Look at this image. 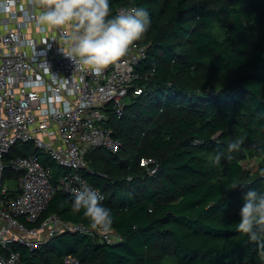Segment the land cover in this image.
Masks as SVG:
<instances>
[{
    "label": "trees",
    "instance_id": "16d2710c",
    "mask_svg": "<svg viewBox=\"0 0 264 264\" xmlns=\"http://www.w3.org/2000/svg\"><path fill=\"white\" fill-rule=\"evenodd\" d=\"M119 5L149 14L137 41L146 45L134 82L142 92L129 95L120 117L108 110L105 126L120 147L90 149L83 174L104 194L121 238L70 231L15 249L24 264H56L65 254L78 264H256L264 248L236 225L246 192L264 194V0H110L113 15ZM238 138L239 150L228 153ZM217 152L224 156L214 164ZM31 153L51 183L65 172L31 142L15 144L2 157L4 199L18 194L10 159ZM141 157L154 163L142 166ZM252 159L257 165L246 168ZM74 199L56 191L40 217L90 226L83 210L72 211Z\"/></svg>",
    "mask_w": 264,
    "mask_h": 264
},
{
    "label": "built area",
    "instance_id": "2783aa9c",
    "mask_svg": "<svg viewBox=\"0 0 264 264\" xmlns=\"http://www.w3.org/2000/svg\"><path fill=\"white\" fill-rule=\"evenodd\" d=\"M22 3L14 0L8 11L0 10V173L3 155L26 142L66 170L51 183L49 169L36 153L10 159L18 172V194L4 199L6 189L0 186V264H24L16 245L32 251L62 232L96 235L106 243L120 240L113 227L101 234L54 212L40 216L58 190L75 198L72 189L87 184L104 199L84 177V170L90 171L87 153L95 147L118 151L120 141L105 126L108 110L120 117L129 95L142 92L134 82L142 78L137 67L146 55V45L135 42L126 56L99 76L76 69L61 51L66 46L61 32H41L35 18L21 10ZM130 6L119 5L115 11ZM153 163L151 157L139 160L148 168ZM78 263L74 255L65 254L56 264ZM256 264H264V253Z\"/></svg>",
    "mask_w": 264,
    "mask_h": 264
},
{
    "label": "clouds",
    "instance_id": "9594fccd",
    "mask_svg": "<svg viewBox=\"0 0 264 264\" xmlns=\"http://www.w3.org/2000/svg\"><path fill=\"white\" fill-rule=\"evenodd\" d=\"M14 0H0V10L8 11ZM21 10L34 17L41 32L56 29L66 45L61 51L72 60L76 69L99 76L110 65L126 56L131 46L141 39L150 26L143 7L130 6L113 15L110 0H24ZM67 80H65V83ZM242 138L228 144V153L239 150ZM223 152H217L213 163L219 164ZM229 160L231 155L227 157ZM236 182L227 186L235 189ZM74 213L83 210L90 226L101 234L112 231L110 209L101 204L103 196L87 184L72 189ZM237 231L248 241L264 248V194L254 189L246 192L240 211Z\"/></svg>",
    "mask_w": 264,
    "mask_h": 264
},
{
    "label": "rangeland",
    "instance_id": "374dc122",
    "mask_svg": "<svg viewBox=\"0 0 264 264\" xmlns=\"http://www.w3.org/2000/svg\"><path fill=\"white\" fill-rule=\"evenodd\" d=\"M258 161L256 159H252V160H248L243 162V165L247 168V167H255V165H257ZM10 179H4L3 184L4 185H8ZM13 179H11L12 181Z\"/></svg>",
    "mask_w": 264,
    "mask_h": 264
}]
</instances>
